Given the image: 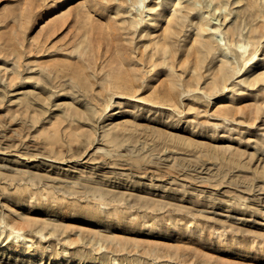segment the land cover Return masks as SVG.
<instances>
[{"label": "rangeland", "instance_id": "obj_1", "mask_svg": "<svg viewBox=\"0 0 264 264\" xmlns=\"http://www.w3.org/2000/svg\"><path fill=\"white\" fill-rule=\"evenodd\" d=\"M167 6L0 0V264H264V0Z\"/></svg>", "mask_w": 264, "mask_h": 264}, {"label": "bare ground", "instance_id": "obj_2", "mask_svg": "<svg viewBox=\"0 0 264 264\" xmlns=\"http://www.w3.org/2000/svg\"><path fill=\"white\" fill-rule=\"evenodd\" d=\"M178 1H180V0H167V4H168V6L166 7V9H167V12H164L163 14H161V19H162V22H160V25H162V24H164L166 21H167V19L172 15V10L175 8V5H176V3L178 2ZM63 3L65 4L66 3V1H63ZM62 3V4H63ZM175 10V9H174ZM50 12V11H49ZM50 15V14H49ZM165 20V21H164ZM203 21H205L204 20V18L202 19ZM150 24H152L153 23V20L151 19V20H149L148 21ZM149 24V25H150ZM162 30H164L163 28H161ZM215 30H217V29H215ZM243 46V45H242ZM224 56H227V54H224ZM260 60V58H259V55L258 54H254V55H252L251 57H250V61L248 62V65L245 67V69H244V71H243V75H248L249 73H251L252 72V70H253V68H254V66L257 64V62ZM121 78L120 77H115V79H113V81H112V83L114 82V87H116V88H121L122 87V84L120 83V80ZM128 84V83H127ZM224 86V85H223ZM127 87H129V84L127 85ZM225 90H227L228 89V87H227V84H225ZM224 99V98H223ZM117 100V99H116ZM119 102V101H118ZM114 103H116V102H114ZM112 113V114H111ZM119 114V112H117V109H114V110H112V111H110L109 112V118H113L114 116H117Z\"/></svg>", "mask_w": 264, "mask_h": 264}]
</instances>
